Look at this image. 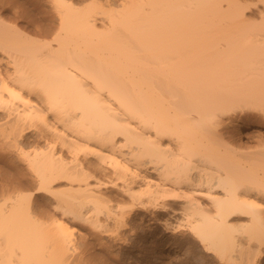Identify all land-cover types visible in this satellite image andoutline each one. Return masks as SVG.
<instances>
[{
    "label": "bare ground",
    "instance_id": "1",
    "mask_svg": "<svg viewBox=\"0 0 264 264\" xmlns=\"http://www.w3.org/2000/svg\"><path fill=\"white\" fill-rule=\"evenodd\" d=\"M84 1H25L33 33L0 13V161L25 163L0 172V264L164 263L160 212L225 264L262 263L264 143L240 124H264V21L241 0Z\"/></svg>",
    "mask_w": 264,
    "mask_h": 264
},
{
    "label": "rangeland",
    "instance_id": "2",
    "mask_svg": "<svg viewBox=\"0 0 264 264\" xmlns=\"http://www.w3.org/2000/svg\"><path fill=\"white\" fill-rule=\"evenodd\" d=\"M5 0H3V4H2V1H0V10H1V15L3 16V17H5V18H7V19H10V18H13V19H16L17 17H18V19L21 17V19L18 21L19 23H20V25H21V22H22V25L21 26H23V25H27V24H29L28 23V20H24V19H26L23 15H22V9H21V7H28L27 5H29V9H31L30 10V12L34 15V16H37L36 14H39L40 16L39 17H41V15H45V12L43 13V8L42 9H39L40 10V13L38 12V9L36 10L35 8H34V4H31L30 2H25V1H28V0H22L23 2V4L20 6V2H21V0L19 1V6H18V4H17V2L16 1H18V0H12V1H10V0H7V1H5ZM31 1V0H30ZM46 1V0H45ZM84 1V0H83ZM90 1H92V0H85L84 2H82V4H83V6H86V5H88V3H91ZM103 1V0H102ZM105 1V0H104ZM8 2H9V4H8ZM13 2H15V3H13ZM88 2V3H87ZM118 3L120 2V0H118L117 1ZM241 2V4L244 6V8H245V15L243 16V18H242V20H241V23H243V24H256V26H257V24H259L262 20L264 21V15H263V13H261L263 10H264V0H241L240 1ZM5 3H7L8 4V6L7 5H4ZM10 3H12V9L15 11V9H17V6L18 7H20V11H21V13L19 12V13H17L18 11L16 10L15 12H13V11H11L10 10V8H9V5L11 6V4ZM30 3V4H29ZM14 4V5H13ZM24 4L26 5V6H24ZM5 8H4V7ZM14 6H16V8L14 9ZM31 6L33 7V8H31ZM1 7H3L2 9H1ZM8 7V8H7ZM46 7V6H45ZM44 7V9H47V10H50V8L49 7H47V8H45ZM34 9V10H33ZM36 10V11H35ZM3 11V12H2ZM36 13H34V12ZM12 12V13H11ZM41 12H42V14H41ZM10 13V14H9ZM12 14H13V16H12ZM16 14V15H15ZM18 14V15H17ZM19 14H21V15H19ZM11 15V16H10ZM17 16V17H16ZM16 17V18H15ZM39 19H41V18H39ZM43 21V20H42ZM41 21V22H42ZM262 21V22H263ZM25 23V24H24ZM38 23V25L40 24V22H37ZM245 24V25H246ZM261 24V23H260ZM29 26V27H28ZM28 26H26V29L28 28L29 30H30V33L32 32L33 33V31H35V28H36V25H32L31 23L28 25ZM24 27V26H23ZM31 28V29H30ZM34 28V29H33ZM37 28H38V26H37ZM36 28V29H37ZM27 29V30H28ZM28 30V31H29ZM34 35H35V32H34ZM38 34H36V36H37ZM3 120V121H2ZM0 119V125L2 126V125H4V126H6V125H8L7 123H5L4 121V119ZM4 123V124H3ZM0 126V127H1ZM4 126H2L1 128H0V138H2V140L3 139H5V138H3V135L1 134V132H2V129H4ZM255 126H261L262 128H255ZM240 128H241V134H242V138H243V141L244 142H247L248 144H251V145H258V144H261V143H264V124L262 125V124H255V123H243V124H240ZM33 129H31V131H32ZM31 131H29L28 132V136H29V138L26 140L27 142H29L28 143V145L26 144V147L28 148V149H32V148H34L35 146H37V142H36V140H35V138H33V133H34V131L35 130H33L32 132ZM30 134V135H29ZM32 134V135H31ZM1 135H2V137H1ZM0 142L2 143V141L0 140ZM4 142V141H3ZM31 142H33V143H31ZM32 145V146H31ZM31 147V148H30ZM14 151V150H13ZM12 151V152H13ZM15 152H16V150H15ZM13 153V160H14V157L15 156H17L18 157V154L17 153ZM15 158L16 160H14V162L15 163H13V165H15V164H17V166L15 165L14 167H17V169H18V167H20V166H24L25 165V163L24 162H19L20 161V158L18 157V158ZM19 159V160H18ZM17 162H19V163H17ZM12 163L11 162H9L8 163V165H6V163H3L2 161H0V165H1V167H0V172H1V176L3 177V169L5 170V172L6 173H4V177L6 176V175H10L11 176V174H13V173H15V172H17L16 170H14V168H11V165H12ZM23 163V164H22ZM3 164V165H2ZM10 165V166H9ZM13 165H12V167H13ZM4 166V168H2ZM9 166V167H8ZM5 167H7V168H5ZM9 168V169H8ZM11 170V171H10ZM6 174V175H5ZM17 174V173H16ZM14 175V174H13ZM17 175H19V174H17ZM20 177H21V175H19ZM27 176V177H26ZM26 176H22L21 178H22V181H23V187L27 190H25L26 192H30V191H33V189H34V182L32 181V177H31V180H30V177H28V176H30V175H26ZM26 177V178H25ZM24 179V180H23ZM0 181H2V178L0 177ZM28 185V186H27ZM32 185V186H31ZM27 186V187H26ZM31 186V187H30ZM160 214V215H159ZM159 214H157L158 216L156 217V216H152L150 213H147L146 214V219H147V225L148 226H146L148 229H150V230H148L146 227V233H148V235H149V237H150V241H151V243H153V242H155V241H157V240H159V239H161L160 237H164V236H167V235H169L168 237V239L167 240H170V241H172L171 243L170 242H168L167 241V243L169 244L167 247H165L164 249H170L171 247H176V251H173V253H172V258L170 257V258H166L167 260H164L165 262L163 263V262H161L162 264H185L188 260L187 259H190L189 260V262L188 263H186V264H205L206 262L208 263V264H225L224 262H222L220 259H219V257L218 256H216V254H214L213 252H211V251H209V252H207V251H205L204 250V248H203V245L201 244V243H199V246L197 245V243L199 242L198 240H197V243L195 242L196 240H194V239H192V237H191V235L188 233V231H184V230H182V229H171V230H169L168 232L166 231V229L164 228V225H163V223H164V219H165V215H164V212L163 213H159ZM163 214V215H162ZM160 216V217H159ZM164 218V219H163ZM154 219V220H153ZM159 220V221H158ZM173 221L175 220V219H172ZM148 221H149V223H148ZM152 221V222H151ZM176 222V221H175ZM83 230V229H82ZM176 230V231H175ZM162 231V232H161ZM83 232H84V230H83ZM167 232V233H166ZM185 232V233H184ZM156 233V234H155ZM186 234V235H189V236H187V239H186V236L184 235V234ZM151 234V235H150ZM171 234H173V235H171ZM174 234H176L177 236H179V238L178 237H176V235H174ZM155 235V236H154ZM174 236V237H173ZM181 236V237H180ZM185 237V239L184 238H182V237ZM159 237V238H158ZM173 237V238H172ZM176 237V238H175ZM153 238V239H152ZM178 238V239H177ZM191 240V241H193L192 243H191V241L189 240V239ZM152 239V240H151ZM157 239V240H156ZM174 239V240H173ZM155 240V241H154ZM180 240V241H179ZM184 240V241H183ZM153 241V242H152ZM174 241H176V242H174ZM190 241V242H189ZM178 242V243H177ZM183 242V243H182ZM189 242V243H188ZM174 243V244H173ZM175 243H177L178 244V246H177V244H175ZM181 243H182V246H180L181 245ZM188 244V245H187ZM193 244V245H192ZM189 246V247H188ZM98 247V248H97ZM185 247H187V248H189V249H184ZM180 248V249H179ZM95 252L96 251H98V253H100V251H101V249L99 248V246H96L95 247V249H93ZM187 250V251H186ZM190 250H192L193 252L191 253V251ZM185 251L187 252V254H185ZM190 251V252H189ZM97 253V252H96ZM144 253V254H143ZM141 255L144 257V258H146V259H144L143 260V262H140V264H145V260H147V256L145 255L146 254V252H143ZM198 253V254H197ZM193 254V255H192ZM194 254H195V256H194ZM210 254V255H209ZM197 255V256H196ZM204 255V257H202ZM215 255V256H214ZM187 258H185V257ZM199 256V257H198ZM180 257V258H179ZM191 257V258H190ZM194 257H195V260L193 261V259H194ZM201 257V258H200ZM207 257V258H206ZM217 257V258H216ZM184 258V259H183ZM203 258V259H202ZM171 259V260H170ZM180 259V260H179ZM192 259V260H191ZM206 259V261L204 262V260ZM183 260V261H182ZM187 260V261H186ZM210 262H208V261ZM172 261V262H171ZM185 261V262H184ZM196 261V262H195ZM198 261V262H197ZM221 262V263H220ZM160 263V264H161ZM206 263V264H207ZM246 262H244V264H245ZM248 263V262H247ZM238 264H243V263H238ZM249 264V263H248ZM258 264H264V261L261 263H259L258 262Z\"/></svg>",
    "mask_w": 264,
    "mask_h": 264
}]
</instances>
